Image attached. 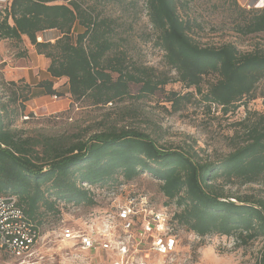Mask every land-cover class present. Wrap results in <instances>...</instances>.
Masks as SVG:
<instances>
[{
    "label": "trees",
    "instance_id": "1",
    "mask_svg": "<svg viewBox=\"0 0 264 264\" xmlns=\"http://www.w3.org/2000/svg\"><path fill=\"white\" fill-rule=\"evenodd\" d=\"M53 1L10 0L0 9V39L27 37L36 52L48 59L50 76L65 78L73 100L107 104L129 96L130 84L139 86L135 97L140 98L172 80L152 67L128 66L120 53L111 54L114 42L109 21L100 18L92 5L83 6L82 0ZM144 3L156 43L165 63L175 71L176 81L195 87L202 102L220 106L224 112L236 108L243 98H252L264 78L263 51L240 52L232 43L201 44L189 33V20L178 12L180 0ZM75 24L83 30L72 38ZM49 29L60 35L53 42L36 40L37 34ZM239 30L244 34L264 31V7ZM210 74L214 79L202 91L203 78ZM11 84L12 100L8 97L4 102L0 96V196L16 195L26 216L40 228L48 213L60 214L58 202L94 204L87 186H114L148 173L160 180L166 204L176 206L177 228L199 236L234 235L242 245L264 237V196L229 189L230 185L264 182V112H253L241 122L243 136L231 151L207 160L191 147H166L147 132L127 125H110L88 136H23L10 126L13 109L8 106L18 98L28 100L29 87ZM35 87L45 94L57 91L52 80H42ZM183 99L190 101L189 92L171 91L166 97L178 108ZM258 264H264V247Z\"/></svg>",
    "mask_w": 264,
    "mask_h": 264
},
{
    "label": "rangeland",
    "instance_id": "2",
    "mask_svg": "<svg viewBox=\"0 0 264 264\" xmlns=\"http://www.w3.org/2000/svg\"><path fill=\"white\" fill-rule=\"evenodd\" d=\"M95 8L100 18L109 21L111 54L124 56L128 66L152 67L157 74L172 78L153 94L136 98L138 85L130 84L129 96L107 104H92L87 99L73 100L64 84L65 78L53 79L54 94L34 89L36 81L44 79L47 66L43 54L36 52L25 36L21 40L0 39V96L1 101L10 97L8 88L16 85L29 87V99L9 103L11 127L21 135H60L79 133L88 136L110 125H127L147 132L158 144L166 147H183L196 150L203 159L216 160L231 151L243 136L241 122L252 117L253 112H264V78L252 93L243 98L236 108L224 112L220 106H207L200 99L195 87H186L176 81V73L165 63L164 52L156 43V32L147 15L144 0L133 3H97L82 0ZM53 2L59 3V0ZM264 7V0H180L178 12L190 22L189 33L199 43L219 46L232 43L240 52L263 51L264 31L244 34L239 28L250 16ZM83 28L75 24L72 38ZM60 35L56 29L37 34L36 40L51 42ZM40 37V39H38ZM49 62V61H47ZM29 68L34 74L30 82L18 77L16 72ZM214 75H206L201 83L205 91ZM189 92L190 101L182 100L179 108L166 100L168 93ZM12 100V97H10ZM118 180H122L119 177ZM116 185V186H115ZM113 185H97L91 189L94 204L58 202L60 214L48 213L41 224V239L37 244L35 264H103L106 253L90 250L82 253L73 240H62L63 227L86 231L100 225L111 213L112 206L130 194H145L157 207L176 210L173 203L166 204L160 191V180L148 173ZM232 192L264 196V182L230 185ZM178 245L172 254L164 257L153 255L152 264H258L264 247V237L242 245L234 235L208 234L199 236L186 228H178ZM207 252L205 256V251ZM85 256V257H84ZM0 264H12L0 251Z\"/></svg>",
    "mask_w": 264,
    "mask_h": 264
},
{
    "label": "built area",
    "instance_id": "3",
    "mask_svg": "<svg viewBox=\"0 0 264 264\" xmlns=\"http://www.w3.org/2000/svg\"><path fill=\"white\" fill-rule=\"evenodd\" d=\"M9 1L0 0V9ZM177 229L173 211L155 206L145 194H130L113 204L111 213L100 225L86 231L63 227L61 238L73 240L83 254L90 250L105 252L107 261L103 264H152L153 255L164 257L175 251ZM40 239L41 228L26 216L16 195H1L2 254L8 256L12 264H35ZM96 261L97 258L92 264Z\"/></svg>",
    "mask_w": 264,
    "mask_h": 264
},
{
    "label": "crops",
    "instance_id": "4",
    "mask_svg": "<svg viewBox=\"0 0 264 264\" xmlns=\"http://www.w3.org/2000/svg\"><path fill=\"white\" fill-rule=\"evenodd\" d=\"M48 61V59L46 58V57H43V60H42V62L46 65V63H48L47 62ZM29 68H27V69H22V70H18L17 72H16V74H17V76L18 77H24L25 78V80H26V82H30V77H31V79H33V77H34V74L32 75V72H29ZM47 74H48V76H46L44 79H48V80H52L53 81V79H56V78H53L52 76H50V74L47 72ZM38 82L39 81H36L35 83H32V84H34V86H36L37 84H38ZM64 87H66L67 88V86H64ZM36 87H34V89H35ZM37 89H40V88H37Z\"/></svg>",
    "mask_w": 264,
    "mask_h": 264
},
{
    "label": "clouds",
    "instance_id": "5",
    "mask_svg": "<svg viewBox=\"0 0 264 264\" xmlns=\"http://www.w3.org/2000/svg\"><path fill=\"white\" fill-rule=\"evenodd\" d=\"M211 249L209 248L208 250L205 251V256L207 255V252L210 251Z\"/></svg>",
    "mask_w": 264,
    "mask_h": 264
}]
</instances>
